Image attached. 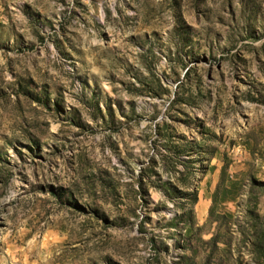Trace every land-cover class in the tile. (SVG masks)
<instances>
[{
    "label": "rangeland",
    "instance_id": "obj_1",
    "mask_svg": "<svg viewBox=\"0 0 264 264\" xmlns=\"http://www.w3.org/2000/svg\"><path fill=\"white\" fill-rule=\"evenodd\" d=\"M0 264H264V0H0Z\"/></svg>",
    "mask_w": 264,
    "mask_h": 264
}]
</instances>
